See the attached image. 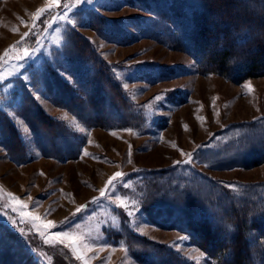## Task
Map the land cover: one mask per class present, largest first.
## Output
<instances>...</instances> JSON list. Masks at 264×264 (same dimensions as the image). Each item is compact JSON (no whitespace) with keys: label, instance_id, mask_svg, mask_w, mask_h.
I'll return each mask as SVG.
<instances>
[{"label":"rangeland","instance_id":"rangeland-1","mask_svg":"<svg viewBox=\"0 0 264 264\" xmlns=\"http://www.w3.org/2000/svg\"><path fill=\"white\" fill-rule=\"evenodd\" d=\"M70 2L61 0L34 20L49 0H0V54L25 32L29 36L12 52L34 50L23 61L5 57L0 68L5 76L0 112L12 124L10 129L0 126V237L14 242L3 246L17 264H83L65 245L44 243L39 231L54 221L51 232L81 237L87 264H156V244L189 264H212L192 234L163 225L162 215L180 205L175 193L202 195L227 188L241 198L250 195L246 184H264V162L253 165L248 157L263 140L264 75L234 82L199 71L194 58L172 43L176 34L157 15L152 0H90L70 14L75 27L55 19ZM94 13L101 20L97 28L91 25ZM73 29L111 67L134 108L133 123L88 125L82 117L89 115L87 109L76 108L80 115L53 98L44 83L48 71L73 81L63 50ZM98 29L114 31L112 38ZM19 64L24 68L9 76ZM158 94L164 99L153 103ZM29 96L52 125L46 132L33 127L29 114L34 109L24 106ZM60 129L64 136L45 149L42 136L48 139ZM14 133L21 147L18 142V148L10 147ZM181 150L193 154L191 163L174 164L188 160ZM117 171L126 175L101 196ZM8 193L24 207L16 205L13 211Z\"/></svg>","mask_w":264,"mask_h":264},{"label":"trees","instance_id":"trees-1","mask_svg":"<svg viewBox=\"0 0 264 264\" xmlns=\"http://www.w3.org/2000/svg\"><path fill=\"white\" fill-rule=\"evenodd\" d=\"M152 1L157 15L164 17L167 26L176 34L172 40L174 46L188 52L202 73H218L234 82L264 75V0ZM94 14L91 25L97 28L101 20ZM99 31L102 34L106 32ZM113 32L104 35L112 38ZM63 50L71 64L69 71L73 81H65L63 76L48 71L44 83L49 85L53 98L80 115L76 108L87 109L89 115L82 117L88 125L110 128L133 123L134 118L130 116L135 111L129 98L92 42L73 29L66 35ZM24 106L34 109L29 117L35 129L45 131L47 126L51 129V123L43 118L34 98L29 96ZM9 119L0 112L1 127L10 129L8 126L12 124ZM63 133L61 130L48 139L42 136L43 147H52ZM260 133L263 135L262 142L248 153L253 165L264 162V131ZM18 137L17 133L11 135V148H18L17 142L21 147ZM255 185L246 184V193L250 195L241 198L228 194L227 188H213L202 195L175 193L181 203L164 212L161 223L178 226L192 234L211 258L212 264H264V184L257 188ZM4 242L14 243L5 236L0 237V253H8L0 258V264H17L3 246ZM155 246V256L160 257L156 264H170L175 260V264H189L176 254L170 257V249L166 245ZM146 252L149 248L144 249ZM169 259L171 262H168Z\"/></svg>","mask_w":264,"mask_h":264},{"label":"snow or ice","instance_id":"snow-or-ice-1","mask_svg":"<svg viewBox=\"0 0 264 264\" xmlns=\"http://www.w3.org/2000/svg\"><path fill=\"white\" fill-rule=\"evenodd\" d=\"M85 2H90V0H71L70 3H65L64 4L65 11L63 15L57 16L55 17V19H61L65 21L67 24L75 27V20L71 17L70 14L73 13L76 9H78L79 5ZM60 4H61V0H49V7L43 8V9H37L36 14H34V20L38 19L39 15L43 14L44 12L49 11L51 6H58ZM28 36H29V32H25L24 35L21 37L20 41L16 42V45H10L7 49L4 50L3 54H0V68H2L3 64L5 63V57H9L8 62H11V60L23 61L31 56V53L34 50H24L23 55L12 52V49L16 47L17 45L22 44L25 38ZM10 53L11 55H9ZM23 68H24V64L14 65L12 72L9 73V76L13 75L14 73H19L20 70ZM25 79L27 80V76H25ZM4 80H5V76L3 72L0 71V82H3ZM8 87L11 88L12 86L8 85ZM247 87L250 88L251 86L249 85ZM163 99H164L163 95L158 94L153 98V103L162 101ZM149 106L150 105H145L146 108ZM126 131H131V130L126 129ZM181 154L187 155L188 160L174 161V164L191 163L192 156H193L192 153H183V150H181ZM124 175L126 174L117 171L112 176H110L108 180L105 182V187L100 190V195L101 196L106 195L107 194L106 190L109 187H111L118 179L122 178ZM125 187H129V185L125 184ZM229 187H233V186L229 185ZM0 192H2V189H0ZM7 196L9 197L10 202L13 205V211L18 210V208L15 207L16 205H19L20 207H24V205L20 203L19 198L15 197L14 194L8 193ZM118 206H125V205H118ZM80 210H81L80 208L76 209L77 212H79ZM24 215L30 216L31 220L33 221L40 219V217L31 215L29 213H25ZM55 227H56V222L54 221H47L42 225V228L39 231V235L43 238L44 243L49 244V245H56V244L65 245L68 249L71 250V252L73 253V255L76 256L77 259L81 260L83 264H87V259L84 254V249H87V245L83 244L81 237L71 232H64V231L51 232L50 229L55 228ZM185 238L186 237H183L182 239H185Z\"/></svg>","mask_w":264,"mask_h":264}]
</instances>
